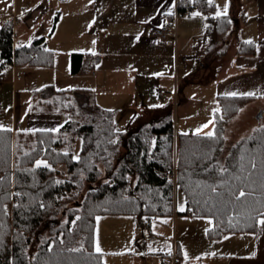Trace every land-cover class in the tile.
<instances>
[{
	"label": "trees",
	"instance_id": "16d2710c",
	"mask_svg": "<svg viewBox=\"0 0 264 264\" xmlns=\"http://www.w3.org/2000/svg\"><path fill=\"white\" fill-rule=\"evenodd\" d=\"M185 10L205 15L194 50L199 46L204 54L221 57L232 17L215 14L212 0H177L178 13ZM255 50L254 41L237 45L240 54ZM99 60V52H71L70 72H88ZM0 61V66H50L53 50L44 35L14 45L13 19L8 18L0 25ZM32 98L34 113L66 112L68 117L53 130L0 128V264H105L103 253L94 248L96 216H143L149 226L173 214L177 190L188 214L211 219L209 238L260 231L264 124L224 150L226 124L255 96L218 95L211 135L175 134L170 111L118 132L115 112L99 106L88 88L46 85ZM121 145L125 149L120 151ZM100 178L79 198L86 182ZM34 238L38 244L30 257L27 248Z\"/></svg>",
	"mask_w": 264,
	"mask_h": 264
},
{
	"label": "crops",
	"instance_id": "0c3cea01",
	"mask_svg": "<svg viewBox=\"0 0 264 264\" xmlns=\"http://www.w3.org/2000/svg\"><path fill=\"white\" fill-rule=\"evenodd\" d=\"M55 1L48 0L46 5H40V0L37 1L38 4L26 17V21L33 25L46 17L49 11L55 13L49 16L47 28L42 34L33 35L32 32L27 36L24 32H15L19 18L14 16V45L27 44L34 37L44 35L48 48L53 50L56 46H50L49 42L55 37L72 50L66 62H70L71 52H99L100 60L93 69L71 74L76 78V84L72 87L92 91L99 106L115 112V123L118 115L127 124L132 122L141 107L145 112L156 111V118L151 121L158 119L169 112L167 106L170 99L176 104L177 91L182 94L181 87L188 82L202 85L207 81V90L211 91L216 102L218 95H253L255 100L264 99V0H212L215 14L233 17L237 11L242 20L239 29H231L229 42L219 58L204 54L199 46L194 50L204 33L205 15L199 11L194 13V10H188L189 15L178 13L177 0H63L60 13L54 11L52 6L47 8ZM63 15L69 19L65 36L58 35V25ZM164 23H168L169 30L165 42L160 43L154 30ZM66 39L68 41L64 42ZM241 40L254 41L255 53H237V45ZM182 58L185 59L184 67L177 63ZM146 71L148 76L167 79L173 90H165L161 97L159 90L162 88H159L156 98L155 87H143L141 78ZM178 78L180 88L177 87ZM2 82L0 73V86ZM137 97L138 100H134ZM145 98H150L152 103L147 104ZM28 113L35 115L30 117L32 119L25 114L21 118H11L7 128L13 131L46 129L43 125L52 123L50 118H57L58 121L66 118L61 112H51L58 116L54 117L51 114L34 113L31 108ZM58 169L63 170V166L59 165ZM167 218L163 221H166L164 224L167 220L171 223L168 228L173 234L172 250L181 257L183 264H264V223L261 222L264 216L259 219L260 231L256 234L235 233L213 239L206 235L211 219L188 214L183 196L181 199L177 195L174 212ZM141 220L144 221V217L136 219L135 216L124 214L97 215L95 228L98 232L99 227L103 229L100 239L101 244L105 245L100 251L103 257L126 254L129 262H132L134 252L144 256L146 251H140L136 244L126 250L130 239L138 236ZM144 224L143 234L148 227ZM178 230L185 233L180 234ZM98 237L95 238L94 232V242ZM144 237L147 238V235ZM215 242L218 244L217 250H212L211 246ZM169 251L162 253V264ZM135 264H140L139 260Z\"/></svg>",
	"mask_w": 264,
	"mask_h": 264
},
{
	"label": "rangeland",
	"instance_id": "374dc122",
	"mask_svg": "<svg viewBox=\"0 0 264 264\" xmlns=\"http://www.w3.org/2000/svg\"><path fill=\"white\" fill-rule=\"evenodd\" d=\"M37 1L39 0H0V22L6 20L7 18H12L14 27L16 25L14 16H18L19 21L17 28L14 29L15 32H24L23 34H27V36L28 33L32 32L33 35L42 34V32L47 28L49 16H51V14L53 16L55 13L49 11L46 17L39 19V23L31 25L29 21H26V17L29 16V13L31 12L30 10L34 9V6L38 4ZM47 2L48 0H40V5H46ZM62 3L63 0H57L53 4H49L47 8H51L52 6L55 9L54 11L60 13V11L62 10ZM195 12H197V10H194V13ZM61 20L62 21L58 25V35L65 36L67 35V31L69 29V27H67L69 19L64 18L63 15L61 17ZM241 25V17L239 13L235 11V14L232 17V28L239 29ZM72 27L74 29H77V27L75 26ZM67 41L68 40L66 39L64 42ZM49 45L56 46L55 49H53V61L50 66L38 64H24L18 66L12 63H4L2 66H0L1 78L3 80L2 85L0 86V128H7L11 118H21L23 114H25V116L28 115L27 118L32 119L30 117H33V115L35 114L28 113V110L30 111V108L33 104L32 97L34 91H37L46 85H53L57 88H74L72 86H74L73 84H76L74 83L76 81V78H73L74 76L71 75L72 73L70 72V62H66V59H69V52L72 50L67 48L65 45H62L58 39L56 40L55 37L49 42ZM65 63H67L68 67H66ZM185 63L187 64L188 60ZM16 73H21V77H17ZM143 75L144 76L141 78V80L143 81V87L145 89L155 87L156 98L158 97L157 93L159 88H164L168 91L173 90L171 83L167 79L162 77H155L153 75L148 76L147 71ZM178 81L179 82L177 83V85L180 84V78H178ZM201 84L202 85L198 83L188 82L186 83V85H182L181 87L183 88V95L177 91L175 99L176 104L175 101L173 103V100L170 99L167 110L171 112L175 134L189 132H213V113L217 109V102L212 96L211 91L207 90V81H204ZM177 87L180 88L179 85ZM149 94L150 96H152V92H150ZM138 98L139 97H137V99L135 98L134 100H138ZM144 101L147 104L152 103V100L150 101V98H145ZM149 111L150 112H145V109L143 107L139 108L136 119H134L132 122H129L128 124L124 121H121L118 118L120 115H118L116 118V130L118 132L134 130L142 124L148 123L149 121L155 119L156 117H154V114H156V111ZM61 113L63 117H68L66 112ZM47 114L58 117L53 113H44V115ZM66 118L63 120L60 119L59 121L57 118H50L52 120V123L44 124L43 128L57 129L66 120ZM259 124H264L263 98L255 100L249 105L244 106L239 111V113L226 124L224 129V150H228L229 146L242 138L252 127ZM80 144L81 139L78 138L74 151L75 156H77ZM119 149L121 151L124 150L125 147L121 145ZM102 180L103 179L100 178L93 183L86 182L84 184V188L80 192L79 198H81L89 188L99 184ZM177 195L182 199V193L180 190H177L174 193L175 206ZM135 218L143 219V216H135ZM168 220L166 224H164L166 221H163V219L151 220L145 234L142 233V224H144V221L141 220V228L137 229L138 236L130 239L126 250L133 248V246L136 244L140 247V251H146L144 256H139L138 253L134 252L132 255V262H129L126 254H119L115 256L111 255V258L103 257L105 264H135L137 260H139L140 264H162V253L169 249V252H171L173 246V234L172 232H169L170 228H168L171 223ZM134 224L137 225V222L135 221ZM179 231L180 234L185 233L182 230H178V232ZM94 232L95 238L99 235L98 239L94 242V248L95 250H97V247H99L101 251L105 246L101 244L100 240L103 236V229L102 227H99L98 232V229L94 228ZM144 235H147V238H145ZM37 244L38 240L34 238L31 244L28 246L27 252L29 253L30 257H32L33 253L35 252ZM217 246L218 244L217 242H215L211 246L212 250H217Z\"/></svg>",
	"mask_w": 264,
	"mask_h": 264
},
{
	"label": "built area",
	"instance_id": "2783aa9c",
	"mask_svg": "<svg viewBox=\"0 0 264 264\" xmlns=\"http://www.w3.org/2000/svg\"><path fill=\"white\" fill-rule=\"evenodd\" d=\"M184 15H189V11L185 10ZM169 30L168 25H161L155 28L154 30V35L155 37L160 41V43L165 42V36ZM181 61L177 62L179 66L184 67V61L185 59L182 58L180 59ZM21 73H17V77H20ZM165 93V89H160L159 90V95L162 97L163 94ZM163 264H183L181 257L177 254L175 250H172L167 256L164 257L163 259Z\"/></svg>",
	"mask_w": 264,
	"mask_h": 264
},
{
	"label": "snow or ice",
	"instance_id": "6c2138e0",
	"mask_svg": "<svg viewBox=\"0 0 264 264\" xmlns=\"http://www.w3.org/2000/svg\"><path fill=\"white\" fill-rule=\"evenodd\" d=\"M209 3H211V0H209ZM170 14V13H169ZM220 13H218V15H219ZM209 135H211V133H209ZM40 161H37V165L39 166L40 165ZM241 195H244V193H241ZM262 223H264V221H261ZM100 251V249H99V247H97V252H99Z\"/></svg>",
	"mask_w": 264,
	"mask_h": 264
}]
</instances>
